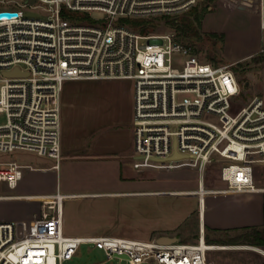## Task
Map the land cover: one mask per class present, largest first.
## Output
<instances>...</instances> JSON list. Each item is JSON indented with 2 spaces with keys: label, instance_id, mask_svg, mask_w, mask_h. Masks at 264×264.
<instances>
[{
  "label": "built area",
  "instance_id": "built-area-1",
  "mask_svg": "<svg viewBox=\"0 0 264 264\" xmlns=\"http://www.w3.org/2000/svg\"><path fill=\"white\" fill-rule=\"evenodd\" d=\"M199 0H0V152L35 151L59 166L61 92L66 80L129 79L135 86L136 170L184 167L199 173L186 193H251L264 166V98L238 105L242 88L232 64L200 58L176 33H144L127 19L175 16ZM93 11L104 12L95 19ZM261 28L264 30V0ZM19 70L21 73L7 75ZM175 153L183 157L173 159ZM30 164L0 161V183L16 188ZM214 171L222 186H208ZM57 191L41 196L34 220L0 221V264H64L83 243L127 264H209L203 231L195 243H159L114 235L75 236L63 228Z\"/></svg>",
  "mask_w": 264,
  "mask_h": 264
},
{
  "label": "rangeland",
  "instance_id": "rangeland-1",
  "mask_svg": "<svg viewBox=\"0 0 264 264\" xmlns=\"http://www.w3.org/2000/svg\"><path fill=\"white\" fill-rule=\"evenodd\" d=\"M216 0H199L189 11L164 17L148 18V30L144 33L174 32L183 43L191 44L197 55L205 60L217 64H232L239 79L242 92L237 97L238 105L247 104L254 96L264 98V46L253 57L237 63L227 62L223 57L222 46L224 36L213 34L205 30L203 20ZM211 7V8H210ZM202 16L201 22H196V34L182 36L170 26V22L180 20L184 16ZM95 19H104L105 13L93 11ZM215 34V33H214ZM264 40V33H263ZM2 82H0V86ZM132 80H66L61 92L65 104L61 111L62 137H69V128H83L88 124L99 122L104 118L113 117L119 108L126 109L129 93L134 92ZM119 106V107H118ZM6 122V115L0 114V124ZM134 152L131 160H133ZM1 162H18L32 166L56 164L52 158L39 155L35 151L15 150L14 152H0ZM24 169V172L29 171ZM134 170V169H133ZM256 184L264 185V166L258 168ZM114 163L107 160H60L59 168L51 171L53 180L50 186H58L62 193L66 192H100L95 195L68 196L63 201L64 231L66 234L90 235L108 233L116 236L136 239H150L158 233L179 227L180 233H198L199 206L198 197L185 193L196 189L199 173L190 167L173 170L141 169L129 170V175L119 176ZM133 174V175H132ZM208 186H222L217 175L208 169L205 176ZM28 187L34 186L35 180L25 181ZM46 181L39 184L43 188ZM34 184V185H33ZM153 190L161 194H111L122 189ZM37 185V186H39ZM36 188V187H34ZM41 189V188H40ZM46 189V188H45ZM179 191L180 193H175ZM185 191V192H184ZM28 192L24 186L9 188L6 183H0V193L19 194ZM169 193V194H166ZM40 200L39 217L43 211L42 198L0 199V221L14 219L22 226L23 223L34 220V201ZM31 202V203H29ZM221 249L217 256L208 251L210 259H216L223 264H264L257 247L250 244L257 237L254 231L220 233ZM200 237V236H199ZM198 241V238L196 239ZM237 243H232V242ZM224 242V243H223ZM107 261L104 249L93 244L83 243L79 253L64 264H127L126 255Z\"/></svg>",
  "mask_w": 264,
  "mask_h": 264
},
{
  "label": "crops",
  "instance_id": "crops-1",
  "mask_svg": "<svg viewBox=\"0 0 264 264\" xmlns=\"http://www.w3.org/2000/svg\"><path fill=\"white\" fill-rule=\"evenodd\" d=\"M211 8V7H210ZM261 12L262 0H216L214 9H210L205 15L203 25L206 31L217 33L224 36L222 46L223 57L227 62L237 63L253 57L264 46L263 33L261 28ZM99 80H121V79H99ZM133 82V81H132ZM134 84V82H133ZM135 87V86H134ZM65 102L61 97V111ZM134 104H135V88L134 92L129 93L126 100V109L122 111L117 109L113 117L104 118L95 123L88 124L83 128H69V137H62L61 124V152L62 159L65 160H107L114 163L119 171V176L129 175V170L133 172L136 169L132 164V154L134 152ZM62 118V116H61ZM55 163V162H54ZM32 166L30 170L24 172L22 180L18 186H24L28 192L17 194L0 193V199H25L41 198L44 195L56 193L58 186H50L53 175L49 174L55 171L59 166L55 164ZM31 165V164H30ZM134 169V170H133ZM259 170L257 168L256 181ZM133 175V174H132ZM35 180L34 186L28 187L26 180ZM47 186L44 188L39 184L46 181ZM39 185V186H37ZM129 185L126 184V188ZM259 187L264 185L258 184ZM36 187V188H34ZM41 188V189H40ZM46 188V189H45ZM197 188V187H196ZM185 192V191H184ZM62 193V192H61ZM111 194L135 195V194H161L153 190L122 189ZM175 193H180L175 191ZM186 193V192H185ZM68 196L74 195H95L100 192H66ZM169 194V193H166ZM195 195V194H192ZM198 197L197 195H195ZM31 203V202H29ZM34 216L40 212L41 201L35 200ZM199 206V198H198ZM14 220V219H10ZM198 233H180L179 227L158 233L160 235H177L181 238V242L195 243L202 231L206 240V244L211 245L213 256L221 249H230L229 246H220L213 243H221L219 239L220 233L225 232H248L260 231V235L254 241L249 243L257 247V251L261 255L264 263V190H258L251 193H232L208 195L206 197L205 207L201 210L199 206L198 217ZM63 228H64V212H63ZM65 232V231H64ZM154 233L153 236H156ZM73 235V234H68ZM92 235H112L108 233L75 235V236H92ZM116 236V235H114ZM150 238V239H151ZM149 240V239H141ZM224 243V242H223ZM232 243H237L232 242ZM209 264H223L216 259H210Z\"/></svg>",
  "mask_w": 264,
  "mask_h": 264
},
{
  "label": "trees",
  "instance_id": "trees-1",
  "mask_svg": "<svg viewBox=\"0 0 264 264\" xmlns=\"http://www.w3.org/2000/svg\"><path fill=\"white\" fill-rule=\"evenodd\" d=\"M202 16L200 14H196L195 16H184L180 18V20L173 19L170 22V26L174 28L179 35L182 36H188V35H194L196 34V22H201ZM129 25L133 27L136 30L146 32L148 30L149 26V20L146 18H133V19H127ZM211 36L217 35V34H210ZM256 235H260V231H254Z\"/></svg>",
  "mask_w": 264,
  "mask_h": 264
},
{
  "label": "water",
  "instance_id": "water-1",
  "mask_svg": "<svg viewBox=\"0 0 264 264\" xmlns=\"http://www.w3.org/2000/svg\"><path fill=\"white\" fill-rule=\"evenodd\" d=\"M2 15L12 16L14 15V13L12 12L0 13V16ZM19 73L21 72L18 69L12 72H6L7 75H14V74H19ZM181 157H183L181 154L175 153V155L173 156V159H177ZM156 239L159 243H162V244H173V243L181 242V238L177 235L163 234V235L158 236Z\"/></svg>",
  "mask_w": 264,
  "mask_h": 264
},
{
  "label": "bare ground",
  "instance_id": "bare-ground-1",
  "mask_svg": "<svg viewBox=\"0 0 264 264\" xmlns=\"http://www.w3.org/2000/svg\"><path fill=\"white\" fill-rule=\"evenodd\" d=\"M62 194V193H61ZM211 249V248H210Z\"/></svg>",
  "mask_w": 264,
  "mask_h": 264
}]
</instances>
